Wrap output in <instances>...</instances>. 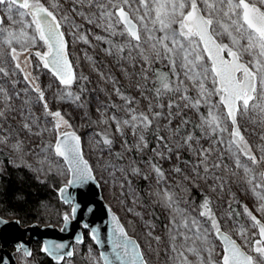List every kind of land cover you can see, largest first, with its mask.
<instances>
[{
	"label": "snow or ice",
	"instance_id": "1",
	"mask_svg": "<svg viewBox=\"0 0 264 264\" xmlns=\"http://www.w3.org/2000/svg\"><path fill=\"white\" fill-rule=\"evenodd\" d=\"M85 25L107 35H93ZM67 35L89 46L93 35L95 41L108 45L104 49L108 55L133 68L139 64V74L126 69L125 73L131 88L147 101L146 110L139 108L141 101L124 90L118 79L100 72L111 83L119 103L113 100L103 110L96 108V123L105 126L96 133L100 137L96 144L103 145L102 153L108 151L109 158L102 157L99 167L108 173L113 189L118 186L120 202L127 207V199L132 198L129 212L144 220L141 212L134 211L136 206L146 207L134 187L137 180L148 183L151 203L167 211L166 242L155 234V224L144 220L149 251L155 241L158 248L164 244L170 264H264V0H0V74L11 78L21 73L27 83L19 109L11 103V93L0 85V174L7 170L2 158L6 155L7 164L35 173L44 183L41 176L60 167L53 157L61 158L70 177L57 189L64 203H71L70 212L63 216L65 226L81 209L73 197H65L68 187H100L101 181L84 159L80 136L65 130L71 127L69 121L61 110H52L39 77L29 69L42 67L55 77L57 102L85 108L90 80L73 71ZM32 57L39 65H32ZM164 62L169 71L154 68ZM78 84V91H73ZM29 92L43 106V122L32 110ZM189 111L201 113L197 122L188 118ZM16 114L21 117L19 127L8 123L10 118L16 120ZM247 124L254 131L259 129L258 144L245 135ZM113 125L115 131L110 132ZM45 132L55 134L54 142L29 143L35 137L42 139ZM115 134L123 138L122 151L113 153ZM133 153L140 155L139 161L129 155ZM166 161L171 164L168 170L163 167ZM237 180L255 200L259 217L241 205L246 217L241 223L237 218L242 214L232 207L233 201L218 216L210 195L202 192L198 204L193 197V190L204 185L210 193L230 191ZM108 211L113 223L110 242L114 250H121L117 253L120 264H150L141 245L110 207ZM229 221L243 244L223 230ZM97 232L92 228L91 238L99 242ZM213 238L221 242L222 254ZM83 239L78 235L76 244ZM66 247L54 243L41 250L56 264H70L65 257L72 258L76 252L64 251ZM24 256L31 252L25 249ZM99 259L112 264L103 253ZM0 264H4L2 259Z\"/></svg>",
	"mask_w": 264,
	"mask_h": 264
},
{
	"label": "rangeland",
	"instance_id": "2",
	"mask_svg": "<svg viewBox=\"0 0 264 264\" xmlns=\"http://www.w3.org/2000/svg\"><path fill=\"white\" fill-rule=\"evenodd\" d=\"M85 28H91L93 35H107L100 28H94L88 25H85ZM64 31L68 32L69 29L65 27ZM93 35L89 36V39L92 41L91 46L84 44L78 40H74L71 35L66 36V39L68 41L69 58L73 67L76 70V74L78 76L79 75L88 76L90 80V83L87 84L88 91L85 93V100L87 102V106L85 108H77L73 104L56 101L54 97L55 94L57 93L58 82L47 71V69H43L42 67L32 68L30 66L29 70L32 71L33 76L39 77L38 82L45 89L46 97L48 99V103L52 108V110L53 111L57 109L61 110L62 113L65 115V118L69 121L71 127L65 130L74 131V132H76V130L82 131V135L80 136V138L81 140H83L85 145L83 148L85 155L84 157L88 162L99 167L101 158L103 157V159H108L109 157H108L107 149H104L102 153L101 148H103V145L101 144L100 146H97L96 144V141L100 139V137L97 136L96 133L102 131L105 127L104 125H98L96 123V121L99 118V113L96 112V108L101 107L103 110V106L105 104H110L113 100L119 103L118 98H116L112 92L111 83H106L101 78L100 72L102 71L106 75H111L116 79H118L120 84L123 86L124 90L130 92L131 95H135L137 99L141 101L139 105V108L141 110H146L147 101H145L142 97H140L135 89L131 88L129 77L125 73V69H126L128 73L139 74L140 72L139 64H137V66L133 68L130 63L120 61L117 56L108 55L104 51V49L107 48L108 45L95 41ZM85 53H87L88 56H91L92 60H88ZM31 59H32V65H39V61L36 60L35 57H32ZM154 68L162 71H169V69L166 67V62L156 64L154 65ZM97 69H99V71H97ZM135 78L136 77L134 75L132 77L133 82L135 81ZM14 81L15 84H13ZM0 85L4 86L11 93L13 97L11 103L17 109H19L22 105L23 100L25 99L24 89L27 87V83L23 80V74L17 73L16 76H13L11 78L3 77V75L0 74ZM49 85H52V87L49 88ZM79 86H80L79 84L75 85L73 87V91H78ZM149 86H151V81L149 82ZM17 92L20 93L19 98L16 97ZM195 94H196L195 91H193L192 95L194 96ZM29 97L33 102L32 110L35 112L37 116L41 118V121L43 122V120L45 119L42 115L43 106L36 101L35 93L29 92ZM201 113L206 114L207 109L202 108ZM201 113L189 111L187 115L188 118L192 120L193 123H195L198 121L199 115ZM120 115H123V113H121ZM20 119L21 117L19 116V114H16V120L13 121L10 118L8 123L14 127H19L18 121ZM51 119H52L51 117L47 118L48 121H51ZM48 126L50 127L51 125L49 124ZM245 126L248 128V132H246L245 135L250 139L251 142L258 144L259 129H255L254 131L253 130L254 126L251 124H247ZM189 128H191V125L189 126ZM109 131L114 132L115 126L113 125L109 129ZM127 138L131 140L130 131L128 132ZM54 139H55L54 133L45 132L43 134L42 139L40 137H35L30 139L29 143L35 146V144L47 143L50 141L54 142ZM122 139L123 138L120 137L119 134H115L113 153L122 151ZM205 146H207V144ZM129 155L134 156L137 161L140 160V155L138 153H133ZM188 155H189L188 153H185V157ZM146 158H147V154L145 155V159ZM53 159L56 160L57 164L60 167L58 169H54L48 175H55V174L58 175L61 179V185H64L68 179L66 167L60 158L53 157ZM126 159H128V157H126ZM140 166L143 167V164H141ZM163 167L166 170H168L170 169L171 164L166 161L164 162ZM60 172H64L65 174L61 175ZM102 173L104 180L107 181L106 185L108 190L110 191L111 196H113V198L120 204L123 213L126 216H128V218L131 220V224H132L131 226H133L132 227L133 232H135L133 233V237H135L139 242V244L141 245V248L145 252L146 258L149 260L150 264H170V262L167 261L164 244H161L158 248L155 241H153L152 242L153 250L149 251L148 249V239L146 238L147 229L144 226V220H151L152 223L155 224L156 226L155 234L163 236L165 242H166V236H164L163 225L167 223L168 220L167 211L161 208L160 206L153 205L151 203V199L148 197V192L150 191L148 183L146 181L137 180L134 185V187L139 191V195L143 198V201L146 202L145 208H141L139 206H136L134 208V211L141 212L142 215L144 216V220H141L139 217L135 216L133 212H129L127 210V207L133 206L132 198L129 197L127 199L126 201L127 207H125V205L120 202L122 198H118V193H119L118 186L114 190L112 181L109 178L108 173L103 171ZM47 176H41V179L45 180ZM169 183H171V181H169ZM244 189H245V185H243V183L239 180H237L235 183H232L230 185V191L226 190L223 193H219V192L210 193L207 190V186L204 185L202 186V188H197L193 190V197L195 198V201L198 204L199 201H197L195 197L196 194L202 195L201 193L204 192L210 195L214 201L213 207L216 209L218 216H223V214L227 209L228 203L230 201H233L232 207L235 208L237 212H240L242 214L237 219L241 223H243L245 222L246 217L243 216V208L241 207V205L246 204L251 210H253L254 214H256L258 217L260 215L259 213L255 212V200L253 199L251 194L246 193ZM114 191L116 194H114ZM153 208L156 209L157 213L159 214L161 218V223L157 222L156 219L153 217L152 215ZM231 225L232 222L229 221L227 225L224 226L223 230L228 232L239 244H243L241 237L237 234L235 230H232ZM213 239L216 250L222 254L221 245L218 239L215 238ZM93 245L88 244L86 246H83V248H81V246H76L74 247V249L76 253L82 251L84 259L86 260L87 264H96L97 261L98 264H101L97 249L96 247H93ZM157 251L159 254H157ZM217 259H219V257H217ZM16 261L17 264H35L33 260L27 259L22 252L16 254ZM66 261H70V264H74L73 261L71 260H66ZM63 264H65L64 261Z\"/></svg>",
	"mask_w": 264,
	"mask_h": 264
},
{
	"label": "trees",
	"instance_id": "3",
	"mask_svg": "<svg viewBox=\"0 0 264 264\" xmlns=\"http://www.w3.org/2000/svg\"><path fill=\"white\" fill-rule=\"evenodd\" d=\"M74 72L76 70L74 68ZM79 136L82 135L81 130H76ZM151 146H155L152 133L148 134ZM84 148V142L82 140ZM84 155V149H83ZM85 156V155H84ZM187 157V156H186ZM5 160L6 172L0 174V217L6 220H17L22 227L36 224L38 226L61 227L64 214L70 212V206H66L61 202L57 195V189L61 185V179L58 175H48L41 183L35 173L27 169H16L7 164V156L2 157ZM96 169V176L101 181V194L108 206L117 214L122 224L125 226L129 235L133 236V226L131 220L126 216L120 204L111 196L103 178L102 170L91 164ZM141 185V183H140ZM197 201L203 199V195H195ZM152 215L157 222L161 223V218L156 209H152ZM84 243L93 245L88 232L83 230ZM139 243V242H138ZM93 247H95L93 245ZM32 258L35 264H56L45 254L40 252V244L36 242L32 246ZM74 264H87L82 251L76 253L71 259ZM63 264V263H61Z\"/></svg>",
	"mask_w": 264,
	"mask_h": 264
},
{
	"label": "water",
	"instance_id": "4",
	"mask_svg": "<svg viewBox=\"0 0 264 264\" xmlns=\"http://www.w3.org/2000/svg\"><path fill=\"white\" fill-rule=\"evenodd\" d=\"M81 148L83 152L82 140ZM84 159L86 158L84 157ZM65 167L67 169V165H65ZM68 178L70 177L68 176ZM64 185H62L61 187H63ZM57 195L59 200L64 203V198L60 195L59 192H57ZM64 195L65 197H73L75 199V202L81 205V209L78 210V212L76 213V219L72 220L67 226L62 223L61 227L59 228L50 225L38 226L36 224L22 227L17 220H6L0 217V220L6 222L0 223V259L3 260L4 264H17L15 255L10 250L11 246L15 247L16 251H18L17 249L20 248V250L23 252L25 249L31 252V244L33 241L39 242L40 252L45 254L48 258H50L53 262L56 263V261L53 260V258L48 253L42 251L41 249L44 248L45 245L50 246L54 243L65 244L67 247L64 249V251H70L73 250L76 246H82L84 243V239L82 244H76V237L78 235L83 236V230L88 232L90 240L93 242L94 246L97 249L99 258L103 253L109 258V260L112 261V264H120V261L117 259V253H119L121 250H114L110 242L113 223L111 221V216L108 211L109 206L102 197L100 187H96L95 184H90L87 189H84L72 185L68 187V190ZM64 204L66 206H70L71 210V203ZM87 207H92L93 211H84V209H86ZM111 211L117 216V214L112 209ZM117 218L119 219L118 216ZM85 223L89 225L87 229L83 227V224ZM120 223L122 224L121 221ZM62 228H64L63 231L61 230ZM92 228L98 229L97 235L99 237V242L92 240ZM133 238L137 241L135 237ZM219 243L223 251L222 244L220 241ZM30 257L31 256L27 258ZM73 257H65V260H71L73 259ZM100 261L101 264H105L104 260L100 259ZM62 262L63 261H61V263Z\"/></svg>",
	"mask_w": 264,
	"mask_h": 264
},
{
	"label": "flooded vegetation",
	"instance_id": "5",
	"mask_svg": "<svg viewBox=\"0 0 264 264\" xmlns=\"http://www.w3.org/2000/svg\"><path fill=\"white\" fill-rule=\"evenodd\" d=\"M34 243H36V241H33L32 244H31V257H30V258H27V257H26L27 259L33 260V258H32V246H33ZM39 244H40V243H39ZM10 250L14 253V255H15V259H16V254H17V253L22 252V253L24 254V252L21 251V250H20V251H16L15 247H13V246L10 247ZM16 262H17V261H16ZM62 263H63V262H62Z\"/></svg>",
	"mask_w": 264,
	"mask_h": 264
}]
</instances>
